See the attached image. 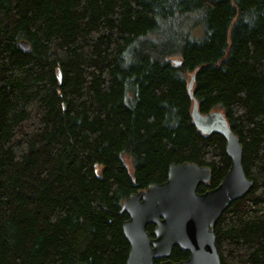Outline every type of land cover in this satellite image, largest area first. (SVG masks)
Segmentation results:
<instances>
[{"label":"trees","instance_id":"trees-1","mask_svg":"<svg viewBox=\"0 0 264 264\" xmlns=\"http://www.w3.org/2000/svg\"><path fill=\"white\" fill-rule=\"evenodd\" d=\"M192 75L254 183L216 226L222 264H264V0H0V264H126L131 194L185 162L216 188L231 160Z\"/></svg>","mask_w":264,"mask_h":264},{"label":"water","instance_id":"water-1","mask_svg":"<svg viewBox=\"0 0 264 264\" xmlns=\"http://www.w3.org/2000/svg\"><path fill=\"white\" fill-rule=\"evenodd\" d=\"M19 45L30 50L25 39ZM173 62L176 66L182 63ZM194 82L192 75L188 90L193 99V123L203 134H219L225 139L230 169L216 188L199 193L198 187L211 180V169L189 162L172 164L164 182L131 194L123 203L128 214L123 232L130 246L126 264H155V260H162L159 264H222L216 226L230 205L253 187L243 166L239 137L222 111L200 112ZM150 224L155 225L154 237L147 230ZM176 246L189 257L178 262L169 259Z\"/></svg>","mask_w":264,"mask_h":264},{"label":"rangeland","instance_id":"rangeland-1","mask_svg":"<svg viewBox=\"0 0 264 264\" xmlns=\"http://www.w3.org/2000/svg\"><path fill=\"white\" fill-rule=\"evenodd\" d=\"M199 26H196V27H199ZM201 28H202V32H203V35H204V28L202 26H201ZM195 32L198 33V30L195 29ZM198 36H201V32L198 34ZM130 168H131V165H130Z\"/></svg>","mask_w":264,"mask_h":264}]
</instances>
